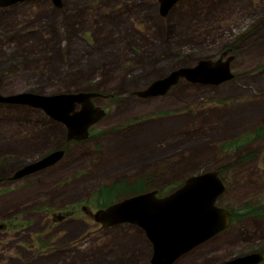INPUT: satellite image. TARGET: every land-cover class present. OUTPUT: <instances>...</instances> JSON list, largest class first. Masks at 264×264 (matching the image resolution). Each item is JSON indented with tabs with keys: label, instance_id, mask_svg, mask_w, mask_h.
Here are the masks:
<instances>
[{
	"label": "rangeland",
	"instance_id": "rangeland-1",
	"mask_svg": "<svg viewBox=\"0 0 264 264\" xmlns=\"http://www.w3.org/2000/svg\"><path fill=\"white\" fill-rule=\"evenodd\" d=\"M60 1L0 6V94L95 92L106 115L66 143L42 111L0 102V264H150L139 227H101L91 212L130 196L113 185L163 196L210 170L234 218L174 264L258 252L264 264V0H179L164 14L158 0ZM222 53L230 79L134 94ZM59 148L54 165L8 180ZM245 204L257 212L243 217Z\"/></svg>",
	"mask_w": 264,
	"mask_h": 264
},
{
	"label": "water",
	"instance_id": "water-1",
	"mask_svg": "<svg viewBox=\"0 0 264 264\" xmlns=\"http://www.w3.org/2000/svg\"><path fill=\"white\" fill-rule=\"evenodd\" d=\"M28 0H0V6H8ZM60 7V0H51ZM164 14L179 0H158ZM203 58L191 67H178L136 91L140 97L164 94L180 79L190 82L217 84L232 78V56L223 59ZM95 92L58 93L51 95L34 92L0 94V102L40 109L47 116L66 128L65 140L81 141L89 135V129L105 116L92 98ZM64 148L54 149L40 158L14 170L8 180L22 179L29 174L57 163L64 155ZM225 184L216 170L205 171L187 177L177 188L163 196L157 190L144 191L112 202L92 213V218L102 227L128 223L138 226L153 246V264H171L180 255L208 240L229 223L228 209L217 206V198L224 192ZM262 254L250 253L237 256L221 264H257Z\"/></svg>",
	"mask_w": 264,
	"mask_h": 264
},
{
	"label": "flooded vegetation",
	"instance_id": "flooded-vegetation-1",
	"mask_svg": "<svg viewBox=\"0 0 264 264\" xmlns=\"http://www.w3.org/2000/svg\"><path fill=\"white\" fill-rule=\"evenodd\" d=\"M16 4H17V3H16ZM11 5H14V4H11ZM62 5H63V4L61 3L60 8L62 7ZM3 7H5V6H3ZM97 96H98V95H97ZM95 98H96V97L92 98V101H94ZM105 112H106V111H105ZM45 115H46V114H45ZM105 115H106V114H105ZM48 117H49V116H48ZM49 118L52 119L51 117H49ZM52 120H53V122H55V123L58 122V121H56V120H54V119H52ZM59 123H60V122H59ZM61 124H62V123H61ZM62 125H63V124H62ZM63 126H64V125H63ZM65 142L68 143V141H66V140H65ZM66 145H68V144H66ZM50 151H51V150H50ZM49 167H50V166H49ZM219 177H220V176H219ZM220 178H221V177H220ZM221 179H222V178H221ZM158 190H159V189H158ZM217 199H219V197H218ZM216 204H217V201H216ZM245 206H248V205L245 204V205L243 206L242 211L240 212V213H242L243 217L246 216V215H249L248 211L246 212V210H248V208H250V207L248 206V208H247V207H245ZM104 207H105V206H104ZM102 208H103V207H102ZM83 209L85 210V207H83ZM228 210H229V212H230V216H229V223H230L231 220H233V218H234V214H235V212L232 211V210H230V209H228ZM94 212H95V211H94ZM252 212H257V211H256V208H254V209L252 210ZM86 213H88L87 210H86ZM90 215H91V217H92V212H91ZM250 215H251V214H250ZM54 217H55V218H58V219H62V218H63V216H61V215H59V214L54 215ZM92 219H93V218H92ZM93 220H94V219H93ZM100 226H101V225H100ZM101 227H102V226H101ZM214 236H215V235L211 236L209 239H211V238L214 237ZM209 239H208V240H209ZM206 241H207V240H206ZM199 245H200V244H199ZM196 247H197V246H196ZM194 248H195V247H194ZM194 248H193V249H194ZM193 249H191V250H193ZM191 250H190V251H191ZM153 251H154V250H153V246H152V248H151V255H150V257H149V263H150V264H153V263L151 262V256H152ZM190 251H189V252H190ZM189 252L180 255V256H179L176 260H174L172 263L174 264L175 261H177L178 259H180L182 256L188 254ZM122 254H123V253H122ZM172 263H171V264H172Z\"/></svg>",
	"mask_w": 264,
	"mask_h": 264
},
{
	"label": "trees",
	"instance_id": "trees-1",
	"mask_svg": "<svg viewBox=\"0 0 264 264\" xmlns=\"http://www.w3.org/2000/svg\"><path fill=\"white\" fill-rule=\"evenodd\" d=\"M32 110H35V109H32ZM136 182V181H135ZM135 182H133V183H130V184H132V185H134L135 184ZM123 186V185H122ZM115 188H118V191L120 190V194H121V196H123V195H125L126 193H129V195H132V194H136V193H140V192H142L143 191V188H133V189H124V188H121V186H119V187H116L115 185H113V186H111L109 189H108V192H114L116 189ZM119 196V195H118ZM117 196V197H118ZM113 197H108V201H110V203L112 202V201H115V199L117 200V198H115V199H112ZM108 201H106L105 203H103L101 206H104ZM242 211V210H241ZM248 211V213H252V210H251V208H248V210H246V212Z\"/></svg>",
	"mask_w": 264,
	"mask_h": 264
},
{
	"label": "bare ground",
	"instance_id": "bare-ground-1",
	"mask_svg": "<svg viewBox=\"0 0 264 264\" xmlns=\"http://www.w3.org/2000/svg\"><path fill=\"white\" fill-rule=\"evenodd\" d=\"M3 7V6H2Z\"/></svg>",
	"mask_w": 264,
	"mask_h": 264
}]
</instances>
